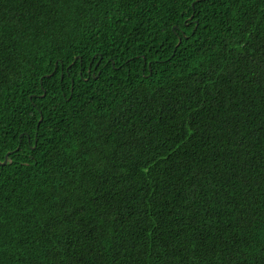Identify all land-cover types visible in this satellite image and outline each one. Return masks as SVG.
Masks as SVG:
<instances>
[{
    "label": "trees",
    "instance_id": "trees-1",
    "mask_svg": "<svg viewBox=\"0 0 264 264\" xmlns=\"http://www.w3.org/2000/svg\"><path fill=\"white\" fill-rule=\"evenodd\" d=\"M262 66L264 0H0V264H264Z\"/></svg>",
    "mask_w": 264,
    "mask_h": 264
},
{
    "label": "water",
    "instance_id": "water-1",
    "mask_svg": "<svg viewBox=\"0 0 264 264\" xmlns=\"http://www.w3.org/2000/svg\"><path fill=\"white\" fill-rule=\"evenodd\" d=\"M43 117H41L40 121H42ZM11 152H8L6 155H5V159L3 161H0V164L2 165H5L8 163L9 161V155H10Z\"/></svg>",
    "mask_w": 264,
    "mask_h": 264
},
{
    "label": "snow or ice",
    "instance_id": "snow-or-ice-1",
    "mask_svg": "<svg viewBox=\"0 0 264 264\" xmlns=\"http://www.w3.org/2000/svg\"><path fill=\"white\" fill-rule=\"evenodd\" d=\"M261 73H262V78H264V66H262V68H261ZM262 82H264V79H262ZM42 95H44V94L42 93ZM41 123H42V121H41ZM29 140L31 141V137L29 138ZM20 147H22V144ZM15 151L16 150H12V154H15ZM69 219H71V216L69 217Z\"/></svg>",
    "mask_w": 264,
    "mask_h": 264
}]
</instances>
